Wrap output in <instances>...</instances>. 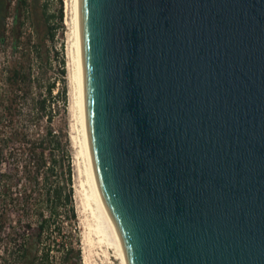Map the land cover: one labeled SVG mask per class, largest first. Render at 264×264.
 <instances>
[{"label":"water","instance_id":"95a60500","mask_svg":"<svg viewBox=\"0 0 264 264\" xmlns=\"http://www.w3.org/2000/svg\"><path fill=\"white\" fill-rule=\"evenodd\" d=\"M78 19L126 264H264V0H78Z\"/></svg>","mask_w":264,"mask_h":264},{"label":"trees","instance_id":"16d2710c","mask_svg":"<svg viewBox=\"0 0 264 264\" xmlns=\"http://www.w3.org/2000/svg\"><path fill=\"white\" fill-rule=\"evenodd\" d=\"M61 3L57 0L50 12L46 2L16 0L6 28V41L16 53L6 64V156L23 159L15 161L13 171L6 169V245L0 264H82L70 137L65 123L52 125L54 114L68 108L62 54L57 56L58 86L46 72L51 49L46 41L63 26ZM27 24L32 33L23 30ZM64 224L69 226L61 230Z\"/></svg>","mask_w":264,"mask_h":264},{"label":"bare ground","instance_id":"6f19581e","mask_svg":"<svg viewBox=\"0 0 264 264\" xmlns=\"http://www.w3.org/2000/svg\"><path fill=\"white\" fill-rule=\"evenodd\" d=\"M64 6L69 17L68 20H65V23L69 25L66 54L68 94L70 99L69 110L71 120H73L71 126L76 131V134L70 135V139L76 143V150H74L73 154V166L75 177H78V179L75 180V186L76 195L79 198V206L86 213L87 221L83 244L90 250L89 247L94 241L101 243L106 248H111L113 251L111 255L119 260V264H126L117 231L105 210L95 182L90 158L85 124L84 90L79 49L78 0H64ZM85 255H82L83 263L87 262Z\"/></svg>","mask_w":264,"mask_h":264},{"label":"rangeland","instance_id":"374dc122","mask_svg":"<svg viewBox=\"0 0 264 264\" xmlns=\"http://www.w3.org/2000/svg\"><path fill=\"white\" fill-rule=\"evenodd\" d=\"M16 0H9V4L6 9V0H3V3L1 4L2 11L4 13V16L2 19H0V22L2 21L4 26V40L0 41V169H11L13 166L16 165V162H19L23 159V156H6V64L10 62V60L16 55V53H13L10 48L9 39L6 41V28H8L11 24L12 20V12H13V6ZM39 3L46 2L47 4V10L48 11H55L57 8V0H38ZM61 9H62V27H58L55 30L54 38L53 40L46 41V43L51 46V49L49 50V62L50 65L47 64V74L51 77H54L56 80V85L58 86L59 81L57 78V56L60 54L63 55L64 60L66 61L67 57V35L69 31V25L68 23H65V20H68V13L65 11L64 6V0H62L61 3ZM7 11V12H6ZM23 30L25 32L30 31L31 32V26L29 24L24 25ZM32 33V32H31ZM64 61V66H65ZM65 73H66V66H65ZM67 86H68V78H67ZM69 94H68V108L66 104V110L62 111L59 109L57 111L52 119V125L53 127L57 126H63L65 123V126L67 128L68 136L76 134V131L71 126V120L70 117V110H69ZM72 128V129H71ZM74 140H71L69 138V144H70V151H71V159H72V168L74 170L73 166V154L74 150H76V143ZM73 143V144H72ZM14 168V167H13ZM74 172V171H73ZM78 177H75V174L73 175V183H74V206L76 210V218H77V226H78V233H79V245L81 248V254L84 256L87 260V262L82 264H119V260L114 258L111 254L113 251L111 248H106L103 244L98 242H93L92 245L89 247L90 250L86 245H84V235L86 231V213H84L80 206H79V198L76 195V186H75V180H77ZM4 181L1 178L0 179V255L3 253V244L6 245V193L3 192V186ZM6 183V180H5ZM17 188L21 189V183L16 185ZM32 221L34 219H31ZM69 225L64 224L61 227V230H66ZM95 240V238H94ZM98 243V244H97ZM87 249V250H86ZM85 250V251H84ZM112 251V252H111Z\"/></svg>","mask_w":264,"mask_h":264},{"label":"flooded vegetation","instance_id":"af4514ba","mask_svg":"<svg viewBox=\"0 0 264 264\" xmlns=\"http://www.w3.org/2000/svg\"><path fill=\"white\" fill-rule=\"evenodd\" d=\"M3 3V0H0V7H1V4ZM2 16V10H0V17ZM3 179L4 181V186H3V192L6 193V183H5V180H6V170L5 169H0V179Z\"/></svg>","mask_w":264,"mask_h":264}]
</instances>
